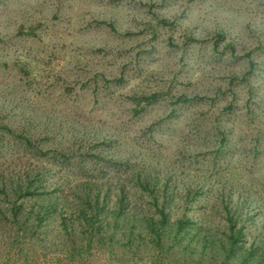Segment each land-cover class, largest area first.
Listing matches in <instances>:
<instances>
[{"label": "rangeland", "instance_id": "1", "mask_svg": "<svg viewBox=\"0 0 264 264\" xmlns=\"http://www.w3.org/2000/svg\"><path fill=\"white\" fill-rule=\"evenodd\" d=\"M0 264H264V0H0Z\"/></svg>", "mask_w": 264, "mask_h": 264}, {"label": "trees", "instance_id": "2", "mask_svg": "<svg viewBox=\"0 0 264 264\" xmlns=\"http://www.w3.org/2000/svg\"><path fill=\"white\" fill-rule=\"evenodd\" d=\"M190 42H195L193 39H191V40H189ZM153 98H155L154 96H152V97H149V98H146V99H144V101H148V100H152ZM152 102H154V101H152ZM152 102H149V104H151ZM6 130L8 131V132H11V130L10 129H8L7 127H6ZM19 138H21V137H19ZM24 141H25V145H27V147H32V143L28 140V139H24ZM21 193H22V195H21V198L22 199H32V198H36V197H43V196H49V197H52L51 195H52V193H49V192H41V193H31L30 191H29V189L27 190V192L24 190V191H20ZM14 212H15V219H18V210H14Z\"/></svg>", "mask_w": 264, "mask_h": 264}]
</instances>
